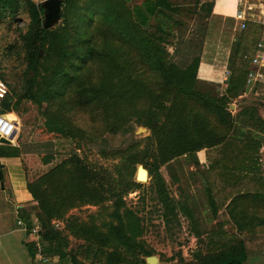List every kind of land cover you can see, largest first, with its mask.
<instances>
[{
	"label": "trees",
	"instance_id": "obj_1",
	"mask_svg": "<svg viewBox=\"0 0 264 264\" xmlns=\"http://www.w3.org/2000/svg\"><path fill=\"white\" fill-rule=\"evenodd\" d=\"M60 1L63 11L59 18L63 21L60 33L52 27H43L44 10L40 4L26 2L36 30L34 40L26 46V69L22 76L29 86L26 96L22 97L35 98L33 93L40 83L36 86L34 83L38 78L55 77L57 80L43 89L42 95L38 89L35 99L47 103V110L55 109L56 119L49 118L47 113L48 118L68 136L85 135L71 125L75 108L99 119L109 134L124 131L136 120L149 131V136L145 138L144 149L134 143L115 152L121 158L115 166L116 176L102 168H90L72 155L29 184V192L39 207L37 222L42 231L43 254L46 256V244L54 243L52 219L61 218L79 206H102L113 198V222L105 225L104 235L97 231L93 234L99 250L106 248L100 257L104 264H146L145 259L138 258L141 254L145 258L151 256L139 241L140 219L122 205V198L141 186L134 181L135 169L144 164L151 148L155 151L152 168L145 165L144 169L158 196H164L165 188L160 166L186 154L217 149L206 171L212 214L216 215L229 202L227 207L232 214L241 208L240 215L250 220L256 216L253 205L264 200V194H260L264 191L256 188L257 184L264 186V180L258 175L257 158L264 139L252 133L264 135V119L253 110L244 109L236 120L228 107L229 100L244 92L249 58L255 47L253 40L257 41L261 26L249 23L245 30L236 33L225 94L214 98L195 89L199 58L181 68L167 62L163 46L172 36L166 27L176 24L175 16L183 11L188 14L192 8L197 11L198 0H193L196 7H182L172 0H141L133 6L127 0ZM21 5L22 0H0V13H16ZM199 7V10L206 7L211 13L209 5ZM74 12L83 14L79 17L83 26L80 34L78 27L68 21ZM152 22L156 27L154 32H148ZM77 36L81 42L71 74L64 65L55 64L50 75L49 69L44 68L48 61L43 58L41 62L42 54L53 53L61 58V63L64 60L69 63L75 54L68 49L67 42L76 40ZM30 74L32 77L27 80ZM6 100L3 110L16 112L12 107L8 109ZM4 157L6 154L0 150V159ZM66 227L79 228L70 223ZM230 243L223 245L220 252L202 258L200 264H242L246 259L244 243L237 240ZM27 249L34 260V244H27ZM58 257L64 258L65 254L59 250Z\"/></svg>",
	"mask_w": 264,
	"mask_h": 264
},
{
	"label": "rangeland",
	"instance_id": "obj_2",
	"mask_svg": "<svg viewBox=\"0 0 264 264\" xmlns=\"http://www.w3.org/2000/svg\"><path fill=\"white\" fill-rule=\"evenodd\" d=\"M27 1L37 5L44 0H22V5L16 13H0V81L7 84L9 89L5 105L7 104L8 109L10 107L15 109L14 115L19 122L15 145L0 144V150L6 154L7 157L4 158H24V178L32 198L30 203H34L30 207L28 216L32 218V221L36 219L37 222L39 207L29 192V184L72 155L78 156L90 168H102L116 176L115 166L119 164L121 158L117 157L115 152L134 143L138 144L139 149H144L145 138L149 136V131L136 120H132L124 131L112 135L103 129L99 119L89 116L87 111L75 108L76 113L71 117V125L76 130L80 129L85 135L83 137L68 136L59 125L50 122V117L56 119L53 112L55 109L47 110V103L35 99L38 89L42 95L43 89L50 87L57 80L55 77H46L44 80L38 78L34 83L35 86L40 83L33 93L35 98L22 97L26 96L29 86L26 78L22 76L26 69V46L28 42L32 43L34 40L36 30V24L27 8ZM127 1L133 6L139 4L141 0ZM175 1L180 3L182 0ZM79 17H83V14L74 12L68 17V21L72 26L78 27L77 33L80 34L83 26ZM174 21L176 24L166 27L167 32L172 33V36L163 43L167 52V62L184 68L194 58H199L195 89L202 93H209L210 97L214 98L224 95L223 76L216 75L218 74L216 71L222 70L223 66L228 70L234 48L232 21L225 17L212 16L206 7L197 11L192 8L190 14L183 11L175 16ZM155 22L151 23L148 32H154ZM62 27L63 21L60 19L51 29L60 33L59 29ZM76 38V40L69 39L67 42L68 49L75 54L71 56L69 63L65 60L61 63V58L56 54L51 53L45 56L41 53V62L43 58L48 61L44 68L49 69L50 75H53L52 71L56 66L52 67L55 64H58V67L64 65V69L71 74V66L77 62L76 55L79 53L81 42L80 36ZM254 43L255 40L252 46ZM31 77V74L28 75L27 80ZM205 77L208 80L202 79ZM64 93L65 89L62 95ZM229 102L228 110L236 120L237 115L244 109H251L264 119V90H260L257 95L246 92L244 96L232 98ZM141 128L144 130L140 131ZM252 134L264 139L262 134L255 132ZM215 150L217 149L209 150V152L206 150L208 154H206L207 163L204 168L199 161V158L203 159V153L197 154L198 152L177 157L169 164L160 166L159 174L165 181L163 197L155 192L150 176L147 182L135 181L138 166L144 168L146 165L152 168L154 148H151L144 164L136 166L134 181L141 186L123 195L122 205L139 217L142 228L140 244L144 251L150 252L151 256L157 258V264H200L205 256L223 249L224 242L221 241V237L224 240L226 234L222 236L221 231L215 230L221 225L219 221L214 227L211 226L212 219L215 218L210 209V189L206 181V166H209ZM257 158L260 169L261 160L264 158V146ZM8 172L4 162L0 163L2 182L10 178ZM113 201V198H109L104 205L97 207L79 206L70 209L61 218L52 219L51 222L59 221L62 225L53 228L54 243L46 244L44 248L48 262L40 264H104L100 254L106 252V248L99 250V244L93 239V234L97 231L104 235L105 225L113 222L111 217ZM6 202H8L7 199ZM7 208L6 219L9 224L14 225L16 221H22L20 210L15 209L11 204ZM69 223L79 228L66 227ZM247 238L250 239V237ZM59 250L65 254L64 258L58 257ZM138 258L145 259L143 254Z\"/></svg>",
	"mask_w": 264,
	"mask_h": 264
},
{
	"label": "crops",
	"instance_id": "obj_3",
	"mask_svg": "<svg viewBox=\"0 0 264 264\" xmlns=\"http://www.w3.org/2000/svg\"><path fill=\"white\" fill-rule=\"evenodd\" d=\"M259 1L264 4V0ZM172 2L181 5L182 7H196L195 2L193 5V0H182L180 3L172 0ZM206 5L211 7L210 14L212 16L225 17L229 21H232V39L234 41L236 33L234 32L235 21L233 16L237 9L236 1L198 0L197 8L199 10V6ZM216 72L218 73L216 75L223 76L222 84L225 86L227 81V68L223 66L222 70ZM202 79L208 80L207 77ZM207 152H209V150H207ZM207 152L205 150L197 153H203V159L199 158L201 165H204L202 168H204L205 164L207 163ZM0 161L1 164L4 162L5 166H7V170L9 171L8 173L10 175L8 180L0 182V264H40V262H38L36 259L31 260L30 256L28 255L27 244H33V237H31L21 227L18 226V222L20 220L16 221V224L13 225L9 224L8 220L6 219V215L8 214L7 206L11 204L12 207L20 210V212H18L23 218L21 222L28 225H32L36 222V219L32 221V218L28 216L30 207L34 203H30L32 198L28 193L27 182L24 178V158H2ZM261 161L262 164L259 169V176L264 180V158ZM207 168L208 166H206V169ZM256 188H258L260 191H264V186H262V184H257ZM6 199L8 202H6ZM228 205L229 202L226 203L224 207L220 208L216 215H212L215 219H212L213 224L211 226L214 227L217 221L220 222L221 225L215 230L221 231L222 236L224 233L226 234V238H224V240H222L221 237V241L224 242L223 245L230 242V244H233L235 240L242 241L244 243L246 259L242 264H264V200H262L259 204L253 205V209L257 213L256 216H253L251 220L240 215L238 211H241V208L232 214L230 212L232 210H229L227 207ZM248 206L252 207L251 204ZM254 217L256 218L254 219ZM247 237H250V239ZM249 242H252V244H249ZM251 247H253L252 250H250Z\"/></svg>",
	"mask_w": 264,
	"mask_h": 264
},
{
	"label": "built area",
	"instance_id": "obj_4",
	"mask_svg": "<svg viewBox=\"0 0 264 264\" xmlns=\"http://www.w3.org/2000/svg\"><path fill=\"white\" fill-rule=\"evenodd\" d=\"M235 1L237 6L236 12L233 16L235 21V33L245 30L249 23L261 26L259 37L255 42V47L249 58V68L245 77L244 92L239 97L244 96L246 92L257 95L260 90H264V4L259 0ZM227 74L229 76L228 71ZM8 95L9 89L7 84L0 81V141L5 140L13 146L15 145L18 136L19 122L16 115H14L15 113L3 110V103ZM9 114H13L15 118H9ZM52 225L55 228L61 226L62 223L59 221H53ZM18 226L33 237V244L36 252L35 259L40 263H47L48 258L43 254L42 231L40 225L37 222L28 225L19 221Z\"/></svg>",
	"mask_w": 264,
	"mask_h": 264
},
{
	"label": "water",
	"instance_id": "obj_5",
	"mask_svg": "<svg viewBox=\"0 0 264 264\" xmlns=\"http://www.w3.org/2000/svg\"><path fill=\"white\" fill-rule=\"evenodd\" d=\"M41 7L44 10V19H43V27L45 29H50L53 24L59 20L60 12H61V1L60 0H44L40 3ZM264 111V109H263ZM144 130V129H139ZM0 144L2 145H10L7 141L1 140ZM144 173V182L148 180V171L145 170L142 166H138L137 173L135 177V181L138 182L140 174ZM146 264H157L158 260L155 256H150L145 258Z\"/></svg>",
	"mask_w": 264,
	"mask_h": 264
},
{
	"label": "bare ground",
	"instance_id": "obj_6",
	"mask_svg": "<svg viewBox=\"0 0 264 264\" xmlns=\"http://www.w3.org/2000/svg\"><path fill=\"white\" fill-rule=\"evenodd\" d=\"M9 118H15L13 114H9L8 116ZM141 131V130H140ZM138 182H144V173L140 174L139 180H137Z\"/></svg>",
	"mask_w": 264,
	"mask_h": 264
}]
</instances>
